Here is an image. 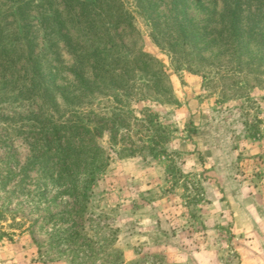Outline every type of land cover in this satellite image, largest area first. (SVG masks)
Masks as SVG:
<instances>
[{"label": "rangeland", "instance_id": "rangeland-1", "mask_svg": "<svg viewBox=\"0 0 264 264\" xmlns=\"http://www.w3.org/2000/svg\"><path fill=\"white\" fill-rule=\"evenodd\" d=\"M69 2L0 0V264H264V56L211 45L219 0L187 1L201 57L169 0ZM48 10L89 49L79 98L70 55H42Z\"/></svg>", "mask_w": 264, "mask_h": 264}, {"label": "trees", "instance_id": "trees-1", "mask_svg": "<svg viewBox=\"0 0 264 264\" xmlns=\"http://www.w3.org/2000/svg\"><path fill=\"white\" fill-rule=\"evenodd\" d=\"M63 3L64 8L70 11L72 5L69 0H60ZM187 1L188 0H169V10L168 13L172 16L171 21L173 22L172 31L176 38V43L179 47L185 48L197 57H201L202 50L199 48L201 44L203 34L200 31H197L196 28L191 24V20L188 18L187 14ZM221 3V9L218 13L217 24L219 26V31L217 32L216 41L211 45L218 46L219 48H228L232 50L233 54L239 56V51L243 50L245 54H249L250 57H253V61L257 62L262 59L264 54H262L261 47L262 41H264V12H262L261 3H264V0H219ZM41 3L48 4L49 0H41ZM27 1L21 4H15L11 6L13 16L17 19L23 17L24 8L27 6ZM260 4V5H259ZM48 15L42 16L40 20V28L44 35V50L42 55L46 53H51L53 57L58 56L60 51L64 49L71 57V67L68 72L72 76L75 86V91L79 94L78 98L88 89V76L86 75V67L88 61L87 51L88 47L84 46L78 42L73 36L69 35L67 26L64 22L61 21L59 12L57 10L49 11ZM150 21H153L155 18L148 17ZM87 28L90 30L94 29L95 26L92 21H89ZM19 38L20 40L24 39V35L28 30L27 25H22L19 28ZM55 37V38H54ZM54 38V39H53ZM25 45V44H24ZM22 44L23 54L26 55V67L32 68L30 71L35 74L33 77L37 76L39 82H54V77L50 73L53 69H48L49 74L42 75L41 68L33 64V60L30 59L31 50L28 45ZM5 71V70H4ZM39 71V73H37ZM43 72V71H42ZM39 75V76H38ZM5 77L4 75L2 76ZM41 90L46 91V87L41 86ZM154 125V118L149 117L147 120L142 121L143 124ZM79 126H71V130H76ZM80 128L88 134L90 131L85 128V126H80ZM53 134L57 136L64 127H53ZM150 143H154L152 140ZM67 144L70 145V141H67ZM59 144L56 147L58 149L57 156L60 162L65 165L70 159H75L79 163L80 158L71 152L68 153L70 147L59 148ZM146 152L152 155L153 158H156L159 151L152 148H142ZM96 159V158H95ZM97 160V159H96ZM101 161V160H100ZM102 163V162H101ZM67 165V164H66ZM174 170V169H173ZM75 183V182H74ZM75 187V186H74ZM83 196L85 187L81 189H76ZM4 217L2 210H0V219Z\"/></svg>", "mask_w": 264, "mask_h": 264}]
</instances>
